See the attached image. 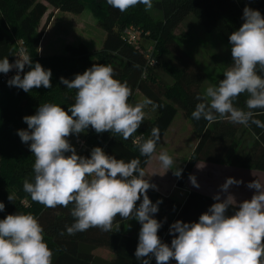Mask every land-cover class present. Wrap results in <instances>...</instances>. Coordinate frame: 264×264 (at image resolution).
<instances>
[{"label": "clouds", "instance_id": "1", "mask_svg": "<svg viewBox=\"0 0 264 264\" xmlns=\"http://www.w3.org/2000/svg\"><path fill=\"white\" fill-rule=\"evenodd\" d=\"M107 4L120 12L138 4H143L145 11L153 7L152 0H107ZM242 18L243 24L229 36L231 67L218 86H209L203 96L196 97L200 102L191 115L209 123L219 118L245 126L251 122L264 129V123L254 118L257 113L253 111L264 109V76L258 74V69L264 73V16L246 6ZM16 57L14 63L7 57L0 60V73L17 70L7 82L10 87L25 92L52 87L51 69L39 62L33 64L26 48L21 47ZM26 65L30 70L21 77ZM60 82L67 89L76 90L74 104L67 111L55 103L41 104L35 115L23 118L28 130H18V135L23 143L30 142L35 157L34 180L26 179L23 190L32 201L47 208L72 204L74 223L66 226L69 235L93 227L111 231L119 215L141 224L135 256L142 264H150L151 257H155L156 264H171L173 260L176 264H264V183L258 179L248 183L255 194L239 204L231 194L223 200L215 195L217 202L200 215L198 222L175 221L169 229L171 244L164 243L158 235L161 222L154 218L162 201L154 204L147 195L156 185L145 179L140 159L126 162L106 154L101 147H94L90 158L80 156L68 139L91 127L98 134L110 132L128 140L144 121L143 109L147 105H163L150 99L130 104V87L115 78L110 65L93 64L74 79L61 77ZM241 94L248 96L247 111L234 106ZM159 140L160 130L154 127L150 138L143 142L137 138L134 143L141 156L151 158ZM157 159L164 169L172 168L173 158L166 151ZM181 173L179 168L173 174L180 177ZM189 179L199 187L194 176ZM241 183L229 177L220 186L221 191L228 192L230 186ZM8 199L13 201L15 197L9 194ZM229 206L238 210L226 215ZM4 209L0 202V212ZM52 256L44 240V229L33 215L9 214L0 219V264H52Z\"/></svg>", "mask_w": 264, "mask_h": 264}, {"label": "trees", "instance_id": "2", "mask_svg": "<svg viewBox=\"0 0 264 264\" xmlns=\"http://www.w3.org/2000/svg\"><path fill=\"white\" fill-rule=\"evenodd\" d=\"M89 1L0 0V60L7 57L10 61L19 47H24L33 64L39 62L52 72L51 88L41 86L25 92L0 82V202L5 205L4 211L0 212V219L9 214L33 215L44 229V240L53 253L52 264H94L92 251L97 247L107 248L114 254L104 264H142L135 256L140 229L136 236L124 233L122 223L125 220L119 215L111 231L105 232L93 227L69 235L66 226L74 223L72 204L66 208H47L32 201L30 194L23 190L26 179L29 182L34 180L35 162L30 142L23 143L18 135V130H28L23 118L35 115L44 103L58 104L67 111L75 102L76 90L67 89L60 78L72 80L76 74H82L93 64L110 65L114 69L115 78L122 83L127 82L130 87V104L137 90L146 99L163 107L155 108L156 112L151 116L145 115L138 131L128 140L115 133L98 134L89 127L83 136L75 138L84 139L85 145L82 148L77 150L74 140L73 147L78 155L90 158L91 150L101 147L106 154L126 162L139 158L144 168L149 158L140 155L134 141L139 138L143 142L150 138L154 127L159 128L161 140L176 114V107H179L195 128L198 141L181 176L177 178V186H184L194 164L199 160L264 171V129L251 122L245 126L217 118L209 123L192 117L196 104L200 102L196 97L203 96L199 89L204 73L186 56L176 43L174 34V29L191 13L205 30H216L231 46L229 36L243 24L244 8L247 6L258 10L264 16V0H152L153 12L161 13L158 17H153L149 10L145 11L143 4L120 12L108 5L107 0ZM45 2L60 11L72 13H80L87 7L105 32L100 49L90 50L84 43L65 44L63 54H39V43L52 17L49 12L39 27L47 12ZM130 25L138 32L136 44H129L122 38L123 29ZM156 66H160L173 79L172 83L160 80L154 70ZM29 70L30 67L26 65L21 77ZM258 74L264 76L259 69ZM222 79L223 75L215 81V85L218 86ZM247 98V94H241L234 101V106L247 111ZM253 111L257 113L254 118L264 123V109ZM236 136L237 143H233ZM247 137L251 138V143L243 149L241 144ZM9 194L14 195L13 201H9ZM147 195L154 204L158 200L162 201L154 218L162 225L158 235L169 245L173 239L169 229L175 221L198 222L200 215L217 202L196 192H190L183 205L154 189H149ZM237 210V207L229 206L226 215H233ZM150 264H156L155 257H151ZM171 264H176L175 260Z\"/></svg>", "mask_w": 264, "mask_h": 264}, {"label": "rangeland", "instance_id": "3", "mask_svg": "<svg viewBox=\"0 0 264 264\" xmlns=\"http://www.w3.org/2000/svg\"><path fill=\"white\" fill-rule=\"evenodd\" d=\"M87 2H90L87 0ZM46 3L47 12L40 21V26L45 22L47 14L53 13L56 9L53 5ZM149 12L153 17L161 15L159 11ZM176 43L182 48L186 56L204 73V79L200 85V92L205 93L207 87L216 86L215 81L224 74V72L231 67L233 61L231 56V46L222 38L216 30H205L199 20L191 13L187 14L179 25L174 29ZM104 30L98 26L96 19L92 16L90 10L86 7L80 13H72L66 11L56 12L51 20L50 27L43 35L38 48L41 55L48 54H63L65 44L77 45L84 43L90 50L100 49L102 40L104 38ZM157 76L164 83H172L173 79L164 72L160 66L154 68ZM146 98L139 92L135 91L131 104L143 102ZM181 108H179L175 122L180 123L176 136L174 137V147L166 141L162 142V151H168L169 155L174 157L175 163L188 160L192 152L193 144L196 139V130L193 128L189 120L184 121L181 118ZM145 115L151 116L156 112L152 105H147L143 109ZM86 131V130H85ZM84 133V132H83ZM73 134L68 139L74 146V140L78 136ZM170 134L167 133V138ZM172 137V136H171ZM243 141V140H242ZM237 143V136L233 139V143ZM251 138L247 137L241 144L242 148L250 145ZM174 148V149H173ZM186 164V162H185ZM184 164V166H185ZM183 166V168H184Z\"/></svg>", "mask_w": 264, "mask_h": 264}, {"label": "crops", "instance_id": "4", "mask_svg": "<svg viewBox=\"0 0 264 264\" xmlns=\"http://www.w3.org/2000/svg\"><path fill=\"white\" fill-rule=\"evenodd\" d=\"M54 10L55 11L52 13V17L44 31V34L50 27L51 20L53 19L55 13L60 12V10L58 9ZM176 108L177 114L179 107ZM181 112L182 120L187 122V120L189 119L185 117L182 110ZM153 114L155 113L153 112ZM176 114L171 123L169 124L168 128L166 129L165 133L163 134L160 142L158 143L155 153L151 158H149L148 162L143 168L145 171V179H149L150 183L156 185V188L154 190L160 193L161 195L173 200L179 205L184 204L190 192H196L211 199H213L215 195L219 194L221 196V200L226 199L227 196L231 194L235 198L237 204L243 202L244 200L251 199V197L255 194L256 190L248 188L247 184L255 179H258L262 183H264V171L256 170L253 168L239 167L224 162H210L202 160L197 161L194 164L192 170L190 171L184 186H177L176 181L178 177L175 176L173 173L179 168L183 169L186 160H182L180 164H177L174 161L175 158L170 155L174 161L172 168L164 169L157 159L158 155L161 152H164L161 149L162 142L166 141L168 143L167 145L170 144L172 147H174V137L176 136L180 123L183 122L180 121L178 122V124L176 123L172 126V124L175 122ZM167 133L170 134L169 138H167ZM197 141L198 135L196 134V139L194 141L192 149H194ZM190 175L196 178V181L199 184L198 188L193 186V184L191 183L189 179ZM229 177L239 181H243V183L239 185H232L229 187L228 192H223L221 191L220 186L224 184L226 179ZM140 228L141 224L135 219L125 220L122 223V231L132 236H136ZM92 254L95 257L94 264H104L106 261H109L114 256L112 251L104 247L95 248L92 251Z\"/></svg>", "mask_w": 264, "mask_h": 264}, {"label": "built area", "instance_id": "5", "mask_svg": "<svg viewBox=\"0 0 264 264\" xmlns=\"http://www.w3.org/2000/svg\"><path fill=\"white\" fill-rule=\"evenodd\" d=\"M122 38L129 44H136L137 43V38H138V32L137 29L134 26H127L123 29L122 31ZM20 44H22V42L20 41ZM20 49V47H19ZM18 49V51H19ZM151 47L148 48V50H150ZM18 51L15 53L14 57L9 61L10 63H14L15 60L17 59V54ZM17 74V70L15 68H13L11 71H9L7 74L4 73H0V82H2L5 85H8V81ZM23 72L20 73V75L22 76ZM75 144H76V148L77 150H79L80 148H82L85 145V141L82 138H77L75 140Z\"/></svg>", "mask_w": 264, "mask_h": 264}]
</instances>
